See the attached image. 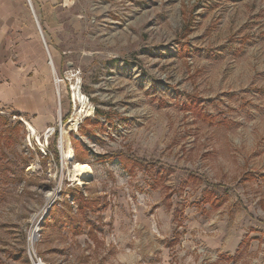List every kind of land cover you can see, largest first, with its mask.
Masks as SVG:
<instances>
[{"label":"rangeland","instance_id":"rangeland-1","mask_svg":"<svg viewBox=\"0 0 264 264\" xmlns=\"http://www.w3.org/2000/svg\"><path fill=\"white\" fill-rule=\"evenodd\" d=\"M25 4L55 121H0V264H264V0Z\"/></svg>","mask_w":264,"mask_h":264},{"label":"crops","instance_id":"crops-1","mask_svg":"<svg viewBox=\"0 0 264 264\" xmlns=\"http://www.w3.org/2000/svg\"><path fill=\"white\" fill-rule=\"evenodd\" d=\"M34 1L39 7L58 3V0ZM41 49L25 0H0V121L6 123V116L18 114L27 118L36 131L54 124L46 98L48 85L43 79L49 74L48 66L36 56ZM243 245L244 239L237 244L236 253Z\"/></svg>","mask_w":264,"mask_h":264},{"label":"bare ground","instance_id":"bare-ground-1","mask_svg":"<svg viewBox=\"0 0 264 264\" xmlns=\"http://www.w3.org/2000/svg\"><path fill=\"white\" fill-rule=\"evenodd\" d=\"M75 91V100L78 101L80 100L83 104H84V100L85 98L82 97V95L80 94V92L78 91L79 87H75L74 86ZM73 124V123H72ZM32 134L36 135V132L33 131ZM63 149V148H62ZM63 156L64 158H66L67 160L70 159V161H73V150L72 148H68V149H63ZM91 169L90 166L85 164V163H74V169H73V181H76L78 183H82V182H86L90 179L91 177Z\"/></svg>","mask_w":264,"mask_h":264},{"label":"built area","instance_id":"built-area-1","mask_svg":"<svg viewBox=\"0 0 264 264\" xmlns=\"http://www.w3.org/2000/svg\"><path fill=\"white\" fill-rule=\"evenodd\" d=\"M24 123H25L26 125H28L27 122L24 121ZM29 129H30L31 132L34 131V129H33L31 126H29ZM51 132H52V130H51V129H48V131H47L46 133H47V134H51ZM47 134H46V135H47ZM61 143H62V141L60 140V144H61Z\"/></svg>","mask_w":264,"mask_h":264},{"label":"water","instance_id":"water-1","mask_svg":"<svg viewBox=\"0 0 264 264\" xmlns=\"http://www.w3.org/2000/svg\"><path fill=\"white\" fill-rule=\"evenodd\" d=\"M62 146H63V145H62V143H61V145H60V149L62 148ZM69 160H70V159H69Z\"/></svg>","mask_w":264,"mask_h":264},{"label":"trees","instance_id":"trees-1","mask_svg":"<svg viewBox=\"0 0 264 264\" xmlns=\"http://www.w3.org/2000/svg\"><path fill=\"white\" fill-rule=\"evenodd\" d=\"M10 131H13V130H10ZM57 154H58V152H57Z\"/></svg>","mask_w":264,"mask_h":264}]
</instances>
